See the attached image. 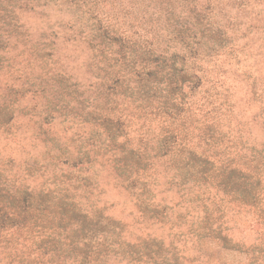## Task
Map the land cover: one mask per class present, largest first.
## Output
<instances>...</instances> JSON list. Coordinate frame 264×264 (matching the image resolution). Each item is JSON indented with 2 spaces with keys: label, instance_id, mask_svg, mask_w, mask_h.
<instances>
[{
  "label": "rangeland",
  "instance_id": "1",
  "mask_svg": "<svg viewBox=\"0 0 264 264\" xmlns=\"http://www.w3.org/2000/svg\"><path fill=\"white\" fill-rule=\"evenodd\" d=\"M107 30L141 39L151 60L113 64ZM119 64L150 72L162 99L173 88L180 115L126 117L110 143L98 105ZM1 109L0 169L16 183L66 171L60 150L86 155L81 175L128 247L85 264H264V0H0ZM130 149L137 172L122 168ZM37 230L6 229L0 264H83L68 231Z\"/></svg>",
  "mask_w": 264,
  "mask_h": 264
},
{
  "label": "trees",
  "instance_id": "2",
  "mask_svg": "<svg viewBox=\"0 0 264 264\" xmlns=\"http://www.w3.org/2000/svg\"><path fill=\"white\" fill-rule=\"evenodd\" d=\"M108 32V30L104 31L101 37L108 39L106 47L116 66L118 60L127 66L125 61L132 59L136 54L135 57H138L141 62L151 60L153 56L151 49L141 45V39L117 35L114 33L115 31H112V34L108 36ZM121 64L117 69L110 66V71L107 74L108 76L112 74V77L109 78L111 82L107 86L108 92L101 104L98 105L99 126L110 143L114 142L117 137L126 134L123 132V119L126 117L138 119L154 117L155 119L159 118L161 122L172 123L175 117L180 115L179 108L170 102L173 88L168 89L162 99L161 95H157L159 93L158 85L152 86V81L149 78L150 72H146L145 77L136 75L138 78H133L128 75L131 70L129 72L121 70ZM167 82L172 83V80L169 78ZM65 89H67L66 95L69 98L80 95L79 93L77 95L75 89L70 90L68 85ZM118 95L123 97L120 103L117 100ZM158 97L162 100L157 99ZM126 98L129 99V104L123 106ZM151 100L157 102L152 110L150 105L154 101ZM2 110L4 109L0 110V115L3 122L7 123L12 115L6 114L5 116L1 112ZM177 139L185 142L183 138L177 137ZM60 152L61 155L66 154V150H60ZM127 152L130 159L127 156L123 157L122 168L127 171L128 167H132L137 172L140 168V157L132 149ZM61 155H56L53 163L54 166H57L59 162L64 164L66 171L59 170L57 173L56 167L53 168L51 180L46 181L49 183L44 182V186L38 188L30 187L23 181V178L16 183L15 175L7 174L10 172L9 169H0V237L6 229L18 224L26 225L28 232H39L37 229H41L49 233L54 232L59 236L60 232L68 231L69 234L64 235V238L69 241V244H81L76 256L80 257L79 261L83 264L88 261L89 256H92V260L96 261L108 253H125L126 251H122V244L125 242L120 239L121 226L119 222L106 215L103 209L96 205L97 199L93 197L94 184L87 174L81 175V171H87L81 167L86 155L78 154L72 159L70 156L59 159ZM8 163L10 164V162ZM143 169L144 167L141 168V170ZM27 174L31 176L29 170ZM91 246L95 247L94 250L97 248V252L87 253ZM115 246L117 250L114 249ZM58 249L60 250V246ZM73 250L71 249L69 253L65 254L68 255ZM73 258L75 259V256Z\"/></svg>",
  "mask_w": 264,
  "mask_h": 264
}]
</instances>
